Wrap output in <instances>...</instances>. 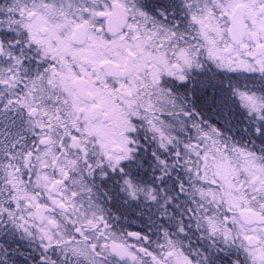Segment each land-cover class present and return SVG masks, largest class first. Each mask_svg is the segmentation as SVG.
Listing matches in <instances>:
<instances>
[{"label":"snow or ice","instance_id":"6c2138e0","mask_svg":"<svg viewBox=\"0 0 264 264\" xmlns=\"http://www.w3.org/2000/svg\"><path fill=\"white\" fill-rule=\"evenodd\" d=\"M0 264H264V0H0Z\"/></svg>","mask_w":264,"mask_h":264}]
</instances>
